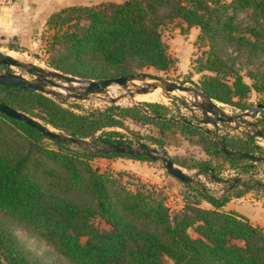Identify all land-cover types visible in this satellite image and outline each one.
Returning a JSON list of instances; mask_svg holds the SVG:
<instances>
[{"label": "trees", "instance_id": "16d2710c", "mask_svg": "<svg viewBox=\"0 0 264 264\" xmlns=\"http://www.w3.org/2000/svg\"><path fill=\"white\" fill-rule=\"evenodd\" d=\"M169 22L181 25V32L199 27L197 38L208 42L194 59L197 70L210 71L196 83L199 89L240 109L253 104L248 100L251 90L264 100V70L237 65L225 49L244 52L246 63L264 56V0L69 4L48 17L53 31L46 41L45 60L63 72L90 78L147 72L148 67L165 70L174 62L161 32ZM0 100L95 144L122 136L117 127H124L127 119L150 123L159 136L148 135L149 140L178 165L209 176L219 177L221 165L210 159L181 161L168 154L161 137L177 130L189 139L194 135L207 154L221 157L231 168L248 171L254 162L225 154L202 129L166 118L168 106L160 102L143 101L147 110L113 103L78 112L64 105L60 96L12 85H0ZM257 120L264 123V109ZM131 132L137 141L144 138L139 131ZM223 139L231 149L262 153L253 137L227 134ZM96 155L151 160L144 155L93 153L85 146L51 139L0 112V264H38L9 228L11 221L48 240L72 264H168L164 255L172 264H264L262 227L224 208L247 187L218 196L201 183L181 181L187 189L183 203L171 207L162 189L124 177L122 170L113 173L92 165ZM203 201L209 205L203 206Z\"/></svg>", "mask_w": 264, "mask_h": 264}, {"label": "rangeland", "instance_id": "374dc122", "mask_svg": "<svg viewBox=\"0 0 264 264\" xmlns=\"http://www.w3.org/2000/svg\"><path fill=\"white\" fill-rule=\"evenodd\" d=\"M14 0H0V5L12 3ZM62 0H55L54 6L47 8L46 16L42 18L40 21L35 23L36 28L31 31V35L28 41L21 42L17 36H0V51L4 53H8L11 56H17L24 61H30L36 64H39L46 68H53L49 66L46 62V56L48 52L46 51L47 39L51 35L53 28L47 24L48 17L53 10H58L63 6ZM87 4H96L100 1H110V0H83ZM118 1V0H112ZM84 2H81L84 4ZM65 3V2H64ZM239 16L241 18H245V13H240ZM183 26L185 24L183 23ZM181 25L176 22H169L164 24L161 27L162 37L168 44V51L174 58V62L169 68L165 70H159L153 67L144 68L148 73H152L155 75H160L166 77L170 80H174L177 82H183L190 86H196V83L199 81L201 75L204 72H210L208 70L199 71L197 70V64L195 62V57L200 54H203L204 49L208 48L207 40L198 39L197 35L200 32L199 27L192 26L184 32L180 31ZM15 46L18 49L14 48ZM230 57H233L237 61V65L241 64L243 67H254L259 65V67L264 70V56L254 58L253 63H246L244 61L245 53L238 52L236 49L232 47L225 48ZM10 70L15 73H19L24 75L27 78H32L33 76L28 74L24 69L16 67V66H4L0 65V72L5 70ZM241 72L243 73V78L250 82L251 79L246 74V69L241 68ZM60 90V89H58ZM63 91V90H60ZM125 90L118 86L112 85L108 87V94L111 96H119V99L116 101V104L120 105H132L133 101L143 102V101H154L160 102L168 106V116L178 117L180 114L185 115L186 118H189L196 122L195 118L200 117V110L194 108V111H191L187 106L184 105V102L187 103L190 107L191 102L194 100V96L190 92L178 91L175 90L171 92V94L175 97L174 99L166 97V100L161 99H133L129 94H125ZM139 94H135L138 98ZM53 96V95H52ZM102 96L106 97V94H92L88 99H77L73 97H66L63 93L60 97L64 100L63 104L66 106H70L75 111H83L86 109L94 108V107H104L109 104L106 99L102 98ZM165 97V96H164ZM261 95L257 93L255 90H251L248 100L251 101L254 105L256 102L260 101ZM198 99H201L198 97ZM218 105L225 110L227 113L233 114L238 113L247 109H240L239 107L218 101L213 99ZM259 117V113L255 117H247L249 121H256ZM124 127H117V129L123 132L122 136H118V139L127 140L133 144H136L138 141H145L151 146L158 148L160 151H163L159 146L148 139V135H158V129L148 123L141 124L139 122L133 121L131 119H127L125 121ZM260 125L264 126V123ZM211 129L214 126L211 123L206 124ZM235 122H226V124L218 125V135L223 137L227 134L236 135L239 137H247L246 125H240V128H233ZM139 131L144 135V138H141L137 141L132 135L131 131ZM159 136V135H158ZM184 133L177 130L174 133H168L166 136H162L164 139V148L168 152V154L176 156L179 160L184 161L186 163H194V161H198L201 159H210L213 164L221 165L219 170V176L221 177H229L232 175H242L244 177L245 184L248 185L249 188H253V194L257 195L260 191H263V188L255 185V182L264 183V162L256 161L253 162L252 167L248 171H244L242 169L231 168L227 161H224L221 157H214L205 152L202 145L198 142L196 136H192L187 138ZM212 139V135H209ZM255 141L262 145L264 148V140L255 137ZM96 145L101 146V143H96ZM256 154H260L259 152H255ZM90 163L94 166H98L100 170H107L109 172L117 173L118 170L124 171V177H131L136 179H141L145 181L151 187L156 189H162L166 200L165 202L171 207H179L183 203L184 196L182 192H185L187 189L181 183L179 179L175 176L169 174L164 166L159 161L154 160H143V159H135L129 157H104L96 155L91 160ZM181 166V165H180ZM183 169L188 171L189 173L195 174L196 181L201 183L205 187L209 189V191L215 195H222L224 192V184L218 183L214 181V179L206 173H197V168H187L181 166ZM251 175L248 177V175ZM246 188L244 186H236L233 189H242ZM203 206L209 205L207 202H202ZM9 228L20 238L22 241L25 250L28 252L29 257L36 261L38 264H72L63 256L59 255L53 248L52 244L40 236L39 234L22 227L18 223L8 222ZM84 240V238H82ZM165 262L168 264H172L173 261L168 256H163Z\"/></svg>", "mask_w": 264, "mask_h": 264}, {"label": "water", "instance_id": "95a60500", "mask_svg": "<svg viewBox=\"0 0 264 264\" xmlns=\"http://www.w3.org/2000/svg\"><path fill=\"white\" fill-rule=\"evenodd\" d=\"M0 65L16 66L24 69L28 74L33 76L32 78H27L22 74L15 73L7 69L0 72V85L17 86L27 90L40 91L53 96H61L64 93L66 97H73L77 99H88L92 94H106V97L102 96V98L106 99L109 104H116V101L119 99V97L123 96V94L119 96L109 95L108 87L112 85H118L122 87L126 92L125 94H129L132 98L135 94L145 93L151 89L157 88L158 86L161 88V91L171 99L175 98L171 94V92L175 90L190 92L194 96V100L191 102L192 107H190L185 102L184 105L187 106L191 111H194V108L200 110V117L195 118L196 122L186 118L183 114H180L178 117L166 116V118L176 121H183L187 124L202 129L209 135H212V139L219 144L220 149L227 155L248 158L254 162H264V148L260 154L231 149L227 147L223 137H220L217 132L219 124L235 122V125H233V128L235 129L240 128V125H246L247 137H259L264 140V126L260 125L258 120L256 122L249 121L247 119V117H255L261 109H264V100L256 102L247 110L230 114L223 110L218 105V103L213 100L212 97L207 95L198 87L190 86L183 82H177L148 72L100 78L82 77L63 72L56 68H46L30 61H24L2 51H0ZM56 88H61L63 91H60ZM198 97L201 99H198ZM133 104L138 105L144 110H147L142 102L133 101ZM0 112L16 119L25 121L26 123L36 127L47 137L55 139L59 142L85 146L93 153L114 152L126 155H144L151 160L161 162L166 171L175 176L180 181L197 182L195 178L196 173H189L180 165L175 163L164 151H160L158 148L151 146L145 141H138L136 144H133L127 140L120 139L104 140L101 142L102 145L98 146L89 138L77 137L67 134L62 130L51 126L49 123H45L39 118H36L23 110L14 108L2 102L1 100ZM207 123H211L214 128L211 129L208 127L206 125ZM197 173L201 172L197 171ZM249 176L251 175L249 174L248 177ZM211 177L214 179V181L224 184L225 187L223 193L235 188L236 186L248 187V185L245 184V179L242 175L237 174L229 177H217L214 174H211ZM254 184L264 188V183L262 182L258 181Z\"/></svg>", "mask_w": 264, "mask_h": 264}, {"label": "crops", "instance_id": "0c3cea01", "mask_svg": "<svg viewBox=\"0 0 264 264\" xmlns=\"http://www.w3.org/2000/svg\"><path fill=\"white\" fill-rule=\"evenodd\" d=\"M62 1V5L84 2ZM54 2L55 0H14L12 3L0 5V36L15 35L21 42L28 41L31 31L36 28L34 24L46 16L47 8L54 6ZM252 191L253 188H249L240 196H233L224 208L246 216L250 222L260 225L264 231V191L261 190L257 195Z\"/></svg>", "mask_w": 264, "mask_h": 264}, {"label": "bare ground", "instance_id": "6f19581e", "mask_svg": "<svg viewBox=\"0 0 264 264\" xmlns=\"http://www.w3.org/2000/svg\"><path fill=\"white\" fill-rule=\"evenodd\" d=\"M15 57V56H14ZM17 57V56H16ZM56 89H60L63 90L61 88H56ZM182 92V91H181ZM138 98L134 95L133 99H145V100H152V99H161V100H166V95L161 91V88L158 86L155 89H151L145 93H138ZM165 96V97H164ZM165 102V101H164Z\"/></svg>", "mask_w": 264, "mask_h": 264}]
</instances>
